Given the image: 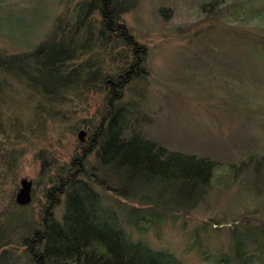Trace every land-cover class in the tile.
Listing matches in <instances>:
<instances>
[{
  "label": "rangeland",
  "instance_id": "374dc122",
  "mask_svg": "<svg viewBox=\"0 0 264 264\" xmlns=\"http://www.w3.org/2000/svg\"><path fill=\"white\" fill-rule=\"evenodd\" d=\"M81 1L0 0V53L33 51L56 19ZM121 10H127L123 20L129 32L147 50L150 74L132 85L147 105L145 137L217 164L208 195L174 225L168 223L159 237L150 234V241L174 250L184 264H235L221 260L231 238L230 223L264 220V0H126ZM98 49L85 60L118 70L121 62ZM81 85L88 92L66 93L51 118L40 116L44 125L33 134L34 124L26 127L34 119L38 97L19 79L5 89L11 128L4 136L8 154L0 165V215L13 213L10 227L15 231L7 230L12 237L7 264H18L24 250V234L15 225L43 216L45 188L53 186L51 172L69 163L81 142L80 131L86 132L83 142L89 140L82 117L94 118L92 123L101 119L106 105L105 93L97 92L101 85L91 84L90 90L88 83ZM129 93L126 88L123 94ZM94 162L95 153L86 166ZM22 179L32 182L33 201L27 205L15 201ZM112 196L106 193L105 198L114 202ZM63 208L61 198L54 213L60 217ZM193 234L201 236L198 243Z\"/></svg>",
  "mask_w": 264,
  "mask_h": 264
},
{
  "label": "trees",
  "instance_id": "16d2710c",
  "mask_svg": "<svg viewBox=\"0 0 264 264\" xmlns=\"http://www.w3.org/2000/svg\"><path fill=\"white\" fill-rule=\"evenodd\" d=\"M125 4L126 0L81 1L56 19L33 51L0 53V165L8 154L4 136L11 128L5 89L13 79L25 81L39 99L26 127L34 124L30 134L44 125L41 115L51 118L54 105L65 103L66 93L88 92L82 83H88L89 90L91 84L101 85L97 92L105 93L108 112L102 110L97 123L82 117L89 140L78 143L66 166L51 172L53 186L45 188L43 216L15 225L24 234L18 264H184L174 250L156 247L149 235L159 237L168 223L174 225L179 215L190 213L208 195L217 164L145 137L147 105L132 85L150 74L147 50L124 23ZM97 48L121 62L119 71L85 60ZM126 88L130 97L125 101ZM19 123L16 120L15 126ZM93 153L94 164L86 166ZM111 192L117 204L105 198ZM61 198L59 217L53 206ZM248 219L230 223L231 238L221 258L225 263L264 264V220L253 224ZM13 222V213L0 215V264L10 257L12 237L7 230L14 231ZM200 237L193 234L192 239L198 243Z\"/></svg>",
  "mask_w": 264,
  "mask_h": 264
},
{
  "label": "water",
  "instance_id": "95a60500",
  "mask_svg": "<svg viewBox=\"0 0 264 264\" xmlns=\"http://www.w3.org/2000/svg\"><path fill=\"white\" fill-rule=\"evenodd\" d=\"M85 131H80L79 139L81 142L85 140ZM22 188L20 190V193L16 197V201L19 205H27L31 202V190H32V182L27 179L21 180Z\"/></svg>",
  "mask_w": 264,
  "mask_h": 264
},
{
  "label": "bare ground",
  "instance_id": "6f19581e",
  "mask_svg": "<svg viewBox=\"0 0 264 264\" xmlns=\"http://www.w3.org/2000/svg\"><path fill=\"white\" fill-rule=\"evenodd\" d=\"M17 195V194H16ZM32 201H33V199H32ZM198 206V205H197ZM23 207V206H22ZM248 220H251V219H248ZM28 221V220H27ZM253 221H255V220H253ZM28 226V225H27ZM33 230V229H32ZM20 263V262H19Z\"/></svg>",
  "mask_w": 264,
  "mask_h": 264
}]
</instances>
